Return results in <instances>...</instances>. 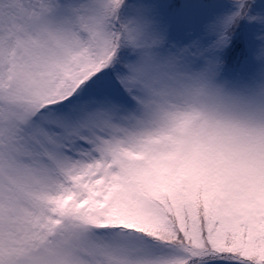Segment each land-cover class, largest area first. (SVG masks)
Segmentation results:
<instances>
[{
	"label": "snow or ice",
	"instance_id": "1",
	"mask_svg": "<svg viewBox=\"0 0 264 264\" xmlns=\"http://www.w3.org/2000/svg\"><path fill=\"white\" fill-rule=\"evenodd\" d=\"M0 264H264V0H0Z\"/></svg>",
	"mask_w": 264,
	"mask_h": 264
}]
</instances>
